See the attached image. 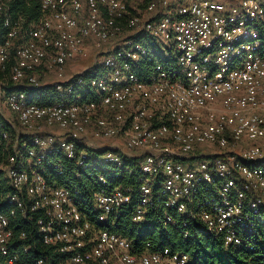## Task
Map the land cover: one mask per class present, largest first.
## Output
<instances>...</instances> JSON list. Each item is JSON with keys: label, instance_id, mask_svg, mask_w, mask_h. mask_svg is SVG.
I'll return each instance as SVG.
<instances>
[{"label": "built area", "instance_id": "built-area-1", "mask_svg": "<svg viewBox=\"0 0 264 264\" xmlns=\"http://www.w3.org/2000/svg\"><path fill=\"white\" fill-rule=\"evenodd\" d=\"M136 1L38 0L37 25L4 19L0 70L18 34L22 43L7 81H0V115L13 134L11 141L8 131L0 135V205L8 208L0 212V264L189 263L186 254L151 252L148 245L139 251L126 237L95 227L72 192L49 181L47 169L62 175L63 159L82 166L80 147L102 151L101 160L114 165L134 156L126 152H139L135 223L159 203L224 248L244 247L264 227V0H150L143 14L131 15ZM5 8L0 0V15ZM121 21L151 37L167 67L157 64L146 81L139 79L132 66L147 52L130 38L103 57L99 77L55 82L60 100L53 105L6 90L38 87L40 73L62 78L66 64L85 54L86 41H110ZM41 126L61 135L43 134ZM113 140L124 148L101 143ZM130 201L131 189L116 187L94 193L91 204L104 222ZM17 218L28 232L14 234ZM166 222L173 224L169 216ZM38 247L42 254L31 257Z\"/></svg>", "mask_w": 264, "mask_h": 264}, {"label": "trees", "instance_id": "trees-1", "mask_svg": "<svg viewBox=\"0 0 264 264\" xmlns=\"http://www.w3.org/2000/svg\"><path fill=\"white\" fill-rule=\"evenodd\" d=\"M149 1H136L138 4L135 2V5L144 11ZM130 11L131 15L138 14L137 10ZM4 19H9L12 24L19 22L23 28L28 29L37 25L41 19L40 4L38 0H6V8L0 15V45L5 42L8 33V28L4 27ZM124 23L125 21L120 23L122 28L125 27ZM135 40L144 45L147 55L133 64L132 69L139 79L146 81L157 64L167 67L168 59L148 35H138ZM12 43L9 62L5 64L4 70H0V81H7L10 67L15 61V49L22 43L21 35L18 34ZM104 72L103 64L97 63L73 76L71 80L99 77ZM6 90L24 92L30 102L40 106H50L60 100L54 85H40L38 87L28 85L13 87L9 85ZM2 131H8L9 140L13 139L12 131L0 115V135ZM80 150L86 154L81 167H78L74 161H64L63 159L62 175H57L50 168L47 169V172L51 176L50 182L72 192L81 212L95 227L108 228L126 237L139 251H143L148 245L147 248L151 252H162L167 249L171 253L186 254L189 257L188 264H264V227L258 228L256 237H246L244 247L224 248L219 239L205 234L196 225L189 224L184 216L178 215L173 210L163 208L159 203L148 209L141 222H133L132 216L138 204V189L143 177L140 170L142 158L122 156L120 163L114 165L104 163L101 160L102 151L86 147H80ZM100 179L104 181V184L99 181ZM160 180L161 178H157L153 183L154 193L159 187ZM116 187L131 189L130 203L119 212L109 215L106 221L98 222L91 204L94 193L102 189L108 191ZM2 191L5 192L3 189ZM7 211L8 208L4 204L0 205V212L5 213ZM167 216L171 217L173 224L166 222ZM12 226L15 235L21 230L28 232L30 229L19 218L13 222ZM186 232L189 233L188 237H184ZM246 246H250L252 249L249 250ZM42 250L38 247L37 251H31V257L42 254ZM51 264H57L56 258Z\"/></svg>", "mask_w": 264, "mask_h": 264}, {"label": "rangeland", "instance_id": "rangeland-1", "mask_svg": "<svg viewBox=\"0 0 264 264\" xmlns=\"http://www.w3.org/2000/svg\"><path fill=\"white\" fill-rule=\"evenodd\" d=\"M180 1H187V0H180ZM171 4H175L178 0H169ZM138 4V2H136ZM135 5V3L133 4ZM137 9V13L143 14V10L140 9L138 5L134 6ZM138 35L135 33L134 30L129 28L123 27L122 30L110 41L96 45L95 42L91 40L86 41L85 43V54L80 56L66 64L64 67V72L62 78L58 79L56 75L53 73H40L39 74V84L40 85H47V84H54L57 81L64 82L71 79L75 74H79L91 66L101 63L103 61V57L113 52L115 49L119 48L123 43L130 38H137ZM2 114L11 121H15L14 116H12L4 107L1 109ZM40 131L43 134H52L54 136L61 135V132L57 129L47 128L44 126L40 127ZM103 145H119L120 148H124V142L122 140H113V141H103L101 142ZM205 152H209L205 147H202ZM131 155H138L139 152L131 151L126 152ZM211 153H217L216 150H211Z\"/></svg>", "mask_w": 264, "mask_h": 264}, {"label": "crops", "instance_id": "crops-1", "mask_svg": "<svg viewBox=\"0 0 264 264\" xmlns=\"http://www.w3.org/2000/svg\"><path fill=\"white\" fill-rule=\"evenodd\" d=\"M75 75H77V74H75Z\"/></svg>", "mask_w": 264, "mask_h": 264}]
</instances>
